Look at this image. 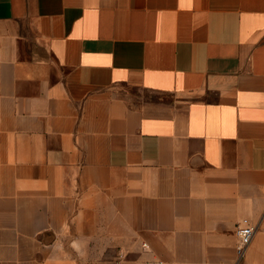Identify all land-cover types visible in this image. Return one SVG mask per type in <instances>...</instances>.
<instances>
[{
	"label": "crops",
	"instance_id": "1",
	"mask_svg": "<svg viewBox=\"0 0 264 264\" xmlns=\"http://www.w3.org/2000/svg\"><path fill=\"white\" fill-rule=\"evenodd\" d=\"M152 263L264 264V0H0V264Z\"/></svg>",
	"mask_w": 264,
	"mask_h": 264
},
{
	"label": "built area",
	"instance_id": "2",
	"mask_svg": "<svg viewBox=\"0 0 264 264\" xmlns=\"http://www.w3.org/2000/svg\"><path fill=\"white\" fill-rule=\"evenodd\" d=\"M254 234V229L249 226L239 227L236 230L237 245L235 248L236 256L241 259L248 245L250 244ZM152 264H162V263H152Z\"/></svg>",
	"mask_w": 264,
	"mask_h": 264
}]
</instances>
